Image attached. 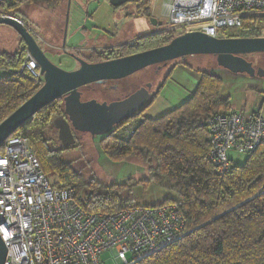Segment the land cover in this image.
<instances>
[{
    "label": "trees",
    "instance_id": "1",
    "mask_svg": "<svg viewBox=\"0 0 264 264\" xmlns=\"http://www.w3.org/2000/svg\"><path fill=\"white\" fill-rule=\"evenodd\" d=\"M62 1L9 0L5 7L14 13L23 5L41 3L52 9ZM143 6L142 3L139 9L147 15L148 9ZM262 31L264 17L243 21L234 34L224 33L227 38L262 37ZM173 38L172 33L163 32L142 45L159 47ZM20 42L17 51L0 53V70L6 72L0 77V123L41 87V82L35 83L17 73L25 57V47ZM221 85V78L214 73H202L196 91L180 107L157 120L138 122L127 136L113 132L99 137L98 148L108 161H141L148 172L140 182L141 190L146 193L151 185L165 192L158 204L139 205L134 196L124 198L121 191L125 185L115 184L104 190L86 185L66 163L59 161L62 150H52L44 133L53 129L51 117L62 113L61 100L42 108L12 136L28 139L45 176H56L53 187L73 189L75 200L86 212H117L133 206L162 204L178 206L188 234L135 264H264V147L248 153L242 166L231 165L223 175L213 173L207 157L206 121L212 115L230 113L228 101L220 96Z\"/></svg>",
    "mask_w": 264,
    "mask_h": 264
},
{
    "label": "built area",
    "instance_id": "2",
    "mask_svg": "<svg viewBox=\"0 0 264 264\" xmlns=\"http://www.w3.org/2000/svg\"><path fill=\"white\" fill-rule=\"evenodd\" d=\"M0 0V19L21 25L41 39ZM163 32H201L215 39L234 34L247 19L264 17V0H166ZM42 85L39 65L26 52L18 69ZM138 123L117 131L129 134ZM208 160L213 173L231 168L227 152L250 153L264 147V120L242 111L218 113L206 121ZM186 222L176 204L133 206L117 212H86L73 189H55L43 173L29 141L10 136L0 147V240L3 264H104L110 253L116 264H135L186 236Z\"/></svg>",
    "mask_w": 264,
    "mask_h": 264
},
{
    "label": "rangeland",
    "instance_id": "3",
    "mask_svg": "<svg viewBox=\"0 0 264 264\" xmlns=\"http://www.w3.org/2000/svg\"><path fill=\"white\" fill-rule=\"evenodd\" d=\"M164 1L166 0H150L149 6L150 14L162 23V28L157 29L147 26L143 32L150 34L164 30L163 28L166 25V18L162 8ZM65 2L60 7L52 9L46 8L41 3L27 4L19 8L17 7L14 13L18 20L28 24L34 30L35 34L43 42H46L47 45H42L35 38V41L42 48L47 58L61 70L70 72L76 69L77 64L72 59L60 54L61 52L59 50ZM128 7L114 9L109 5L108 0H72L66 30V49L82 47L84 42L88 40L89 35L98 38L103 33H115L120 30L123 25L132 21V18L127 16ZM15 10L12 9V11ZM139 32L138 30L132 29L128 35H125L128 32L124 31L115 41L101 38L88 43L86 47L95 46L98 48V46L105 44L104 42L107 44L112 43L111 45H119L121 42L130 41ZM172 35L175 37L179 36L173 33ZM261 35L264 37V31L261 32ZM20 46L21 42L16 33L11 28L0 25V53H13ZM245 59L252 62L254 66L264 67V54L247 55ZM175 62L188 64L202 71L203 74L210 72V74H213L212 72H215L216 68V61L213 56H189V58L177 59L170 62L167 68ZM167 68L159 74L156 86L160 84ZM5 74L6 72L1 69L0 77ZM223 75L218 73L216 76L222 80L220 96L228 101V112L242 111L246 115L255 114L264 120V82L241 77H224ZM92 99L101 102L106 97L98 91L97 87L93 86L88 88L82 96V100L84 101ZM44 138L48 140V145L52 147V150L53 148L59 149V142L54 129L47 130L44 133ZM98 139L99 137L78 134L75 147L60 152L59 161L66 163L71 171L81 178L84 184L95 186L94 188H103L104 190V188L115 184L125 185L121 191L122 196L124 198L134 196L136 204H158V202L164 199L166 196L165 192H161L160 189L152 187L151 185L148 186L146 193L141 190L142 185H140V182L144 178H147L148 172L140 160L128 158L121 164L112 163L105 158L98 148ZM227 157L232 166L240 167L245 163L248 154L229 150ZM46 178L51 185L57 182L55 175L49 174L46 175ZM101 261L104 264H116L109 252L101 256Z\"/></svg>",
    "mask_w": 264,
    "mask_h": 264
},
{
    "label": "water",
    "instance_id": "4",
    "mask_svg": "<svg viewBox=\"0 0 264 264\" xmlns=\"http://www.w3.org/2000/svg\"><path fill=\"white\" fill-rule=\"evenodd\" d=\"M127 0H109L112 7L123 5ZM68 1L61 50L65 51L66 30L69 14ZM152 26L160 27L155 18ZM0 25L11 28L25 47V51L39 65L43 83L41 87L18 109L0 123V147L21 126L50 103L61 100L62 113L51 117V125L57 131L62 151L74 145L73 132L102 137L115 127L131 120L143 109L149 95L140 89L121 101L99 103L96 100L81 101L79 89L105 80H119L146 67L166 64L189 56H213L217 67L234 75H246L249 79H264V68H257L240 57L244 54H264V37L215 39L201 32L185 33L173 38L168 44L132 56L100 63H87L75 58L77 70L66 72L55 66L45 55L35 39L21 25L12 20L0 19ZM5 258V247L0 240V264Z\"/></svg>",
    "mask_w": 264,
    "mask_h": 264
},
{
    "label": "flooded vegetation",
    "instance_id": "5",
    "mask_svg": "<svg viewBox=\"0 0 264 264\" xmlns=\"http://www.w3.org/2000/svg\"><path fill=\"white\" fill-rule=\"evenodd\" d=\"M64 1H66V2H65V11H64V15H63L62 35H63V28H64V24H65V12H66V8H67V4L69 1L70 2L69 11H70V5H71L72 0H63L60 3L59 7L61 6V4ZM108 3H109V0H108ZM142 3L144 4V8L148 9L147 15H145L143 13L142 8L139 9V7L141 6ZM147 3H148L147 0H127L123 5L116 7V8H121V7L129 6L127 16H130L132 18L131 19L132 21L123 25V27L121 28V30L123 32L124 31L130 32L132 29H135L136 26L133 24V22H136V24H138L139 26L144 25V27H146V28H147V26L154 27L157 29L162 28V25L160 27L152 26L150 20L154 17L150 14V12H149L150 4L147 5ZM109 5H110V3H109ZM112 8H114V7H112ZM116 8H114V9H116ZM68 17H69V14H68ZM138 22H140V23H138ZM157 22H159V21L157 20ZM67 24H68V22H67ZM160 33H163V30H161L160 32L157 31L155 33H150V34L148 32H146L145 34L139 33L137 36H135L130 41L121 42L119 45H111L112 44L111 43V44L105 45L104 47L100 46V48H95L93 46L88 48V47H86L87 45H83L82 47H78L75 49H66V47H65V51L61 50V44H62V39H63V37H61V44H60L59 50L61 52L60 54H63L64 56H66V57H68V58H70L76 62L77 67L75 70H77L79 68V64L77 63L75 58H79L81 60H84L87 63H100V62H105V61H110V60H114V59H120V58H124V57H128V56H132L134 54H138V53H141L144 51H148V50L157 48V47H153V46L149 47V44H143L142 45V42L146 41L148 38L153 37V36L160 34ZM235 38H258V37H241L240 36V37H235ZM65 43H66V40H65ZM40 44L47 45L46 42H43V40L40 41ZM162 46H164V45H162ZM247 55H254V54H244V55H240V57L243 58L244 60H246L245 56H247ZM185 58H189V57H184L181 59H185ZM247 62H249L255 70L257 68H264L263 66L262 67L254 66L253 63L250 61H247ZM169 63L152 65V66L146 67V68H144V69H142V70H140V71H138V72H136V73H134L128 77H125L123 79L105 80V81H102L100 83H93V84L86 85V86L79 89V92L81 94V101H84V100H82V96H83L84 92L88 88L93 87V86L97 87L98 91L101 92L106 97V99H104L103 101H101L99 103L105 102L107 104L111 103V102H115V101L124 100L127 97H129L130 95H132L133 93H135L136 91H138L140 89H145L147 91L149 97L144 102V104L142 106L143 107L142 110H144L145 108H147L151 104L153 97H154V92H156L158 90L159 85L156 86V82L158 80L159 74L161 73L162 70L167 68ZM175 63H173V64H175ZM179 64L186 65L190 68L192 67V66L185 64V63H179ZM171 66H169L167 68L166 72L163 74L164 76L161 79V81H163V79L167 76L168 70ZM212 73H214V75H217L218 73L224 74L223 75L224 77L229 76L230 78L241 77V78L249 79L246 75L231 74V73L217 67V65L215 68V72H212ZM253 80H259L261 82H264V79L255 78ZM92 100H95V99H92ZM142 110H141V112H142ZM140 113L136 114L135 117H133L131 120H129L125 123H122L121 125L115 127L110 133L115 132V134H116V132L118 130L127 126L131 122H136V123L142 122L143 120L140 121L138 119V115ZM58 114H61V113H58ZM58 114H56V115H58ZM56 134H57V131H56ZM78 134H83V133L73 132V137H74L75 142H74V145L72 148H74L76 145V141H77L76 139H77ZM87 135H89V134H87ZM59 148H60V144H59Z\"/></svg>",
    "mask_w": 264,
    "mask_h": 264
},
{
    "label": "crops",
    "instance_id": "6",
    "mask_svg": "<svg viewBox=\"0 0 264 264\" xmlns=\"http://www.w3.org/2000/svg\"><path fill=\"white\" fill-rule=\"evenodd\" d=\"M154 18L157 20L156 17ZM133 24L136 26L135 30L140 31L139 33H146L143 32L145 29L144 25L139 26L138 24H136V22H133ZM122 33L123 32L120 29L115 33H103V35L98 38H94L89 35L88 40L84 42V45H88V43L99 40L101 38L115 41L119 38V36H121ZM129 33L130 32L126 33L125 35H128ZM104 43L105 44L101 45V47L107 45L106 42ZM98 48H100V46H98ZM201 77L202 72L196 68H190L179 63L173 64L169 68L167 76L163 79V81L160 82L158 90L154 92V97L151 104L147 108L142 110L138 119L140 121L145 119L157 120L170 113L174 109L180 107L194 94L198 87V84L200 83Z\"/></svg>",
    "mask_w": 264,
    "mask_h": 264
}]
</instances>
